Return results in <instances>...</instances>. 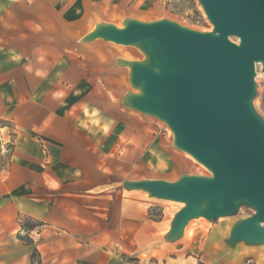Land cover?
Returning <instances> with one entry per match:
<instances>
[{
    "label": "crops",
    "instance_id": "obj_1",
    "mask_svg": "<svg viewBox=\"0 0 264 264\" xmlns=\"http://www.w3.org/2000/svg\"><path fill=\"white\" fill-rule=\"evenodd\" d=\"M104 3L0 0V127L13 137L0 155V264H121L132 255L138 264H264V251L226 244L234 225L205 232L198 223L169 242L180 209L154 220L158 203L117 186L116 152L144 147L148 128L120 105L124 83L98 77L101 40H82ZM26 222L43 225L29 230L33 245L19 238Z\"/></svg>",
    "mask_w": 264,
    "mask_h": 264
},
{
    "label": "water",
    "instance_id": "obj_2",
    "mask_svg": "<svg viewBox=\"0 0 264 264\" xmlns=\"http://www.w3.org/2000/svg\"><path fill=\"white\" fill-rule=\"evenodd\" d=\"M200 4L211 32L168 19H126L122 28L98 24L83 42L103 40L144 53L143 61L127 63L139 93H129L126 106L164 121L174 146L212 174L124 183L126 191L184 205L166 239H182L194 220L216 222L248 207L254 214L234 224L226 244L264 246V119L253 105L256 64L264 72V0Z\"/></svg>",
    "mask_w": 264,
    "mask_h": 264
},
{
    "label": "rangeland",
    "instance_id": "obj_3",
    "mask_svg": "<svg viewBox=\"0 0 264 264\" xmlns=\"http://www.w3.org/2000/svg\"><path fill=\"white\" fill-rule=\"evenodd\" d=\"M126 19H138L143 22L168 19L196 31L211 32L214 29L200 4V0H105V3L92 16V21L88 29L84 31L82 40L98 24L111 23L122 28ZM232 40L238 42L236 38ZM97 43L98 48L96 53L99 54L97 56L99 59L98 77L108 76L110 79L113 78L115 82L121 80L124 83L125 91L120 99V105L125 110L134 114V118L141 124H146L148 128L145 137L146 145H142L144 147L140 148L134 141L129 145L135 151L128 149L122 151L120 149L116 152L115 163L118 166L116 170L121 173L116 183L120 187L119 189H124L126 181L161 179L175 182L183 175L211 176L212 174L208 169L199 164L189 154L174 146V135L164 121L154 116L142 114L126 106V96L129 93H139L130 84V68L127 66V63L143 61L145 59L144 53L139 48L133 46L116 45L114 43L103 42L102 40ZM105 69H109L110 72L105 73ZM255 82L257 91L253 105L257 113L264 119V72L262 64H256ZM9 128L12 130V127ZM0 137L4 141L3 144L8 143L9 137L7 140L4 139L1 131ZM141 141L144 144L145 141L142 139ZM151 201L159 205L152 206L149 210L150 217L154 220H163L166 217L170 218L172 213H175L184 206L181 203L153 198ZM253 214L254 211L252 209L243 207L237 215L221 218L216 222H209L204 218L194 220L190 222L185 231L189 232L198 223L203 226L205 232H210L217 227H231L237 221L249 218ZM26 224L27 229L19 234V238L26 245H33L34 240L31 235L34 233H29V230H36V228L43 225L36 222H26ZM181 241L182 239L177 241L176 244L181 243ZM252 248L264 251V246H253ZM32 257L38 260L39 254L36 249H33ZM138 261L139 259L134 255L121 257V264H138ZM151 262L153 261L151 260Z\"/></svg>",
    "mask_w": 264,
    "mask_h": 264
},
{
    "label": "built area",
    "instance_id": "obj_4",
    "mask_svg": "<svg viewBox=\"0 0 264 264\" xmlns=\"http://www.w3.org/2000/svg\"><path fill=\"white\" fill-rule=\"evenodd\" d=\"M0 131H1V127H0ZM12 139H13V137L11 135L8 143L3 144L4 141H3L2 137H0V154L1 155H4L5 153L8 152V147H10L13 144Z\"/></svg>",
    "mask_w": 264,
    "mask_h": 264
}]
</instances>
